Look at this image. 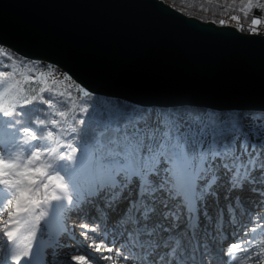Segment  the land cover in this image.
Masks as SVG:
<instances>
[{"label":"snow or ice","instance_id":"6c2138e0","mask_svg":"<svg viewBox=\"0 0 264 264\" xmlns=\"http://www.w3.org/2000/svg\"><path fill=\"white\" fill-rule=\"evenodd\" d=\"M247 3L264 8L260 0H247ZM224 23L220 21L221 25ZM259 23L256 18L251 20L253 26ZM251 32L255 34L257 28L253 27ZM0 75L7 76L8 73ZM84 96L92 97L93 93L84 91ZM54 99V96L33 97L32 100L24 98L11 112L0 110V119L8 118L5 127L29 149L26 157L18 158L9 151L10 142L0 134V186L12 197L6 204L10 208L3 232L7 241L11 243L14 239L15 232L7 229L14 213H28L50 201H63L64 196L56 195L57 190H67L60 172L64 171L71 177L76 171L74 165L87 164L94 177L92 190L83 198L67 197L65 215L70 219L75 213L87 221L79 225L80 234L86 239L101 240V243H92L89 247L108 255L101 258L72 256L69 264L112 260L113 254L124 264H129V261L132 264H217V255L222 257L225 253H218L213 245L219 242L217 234L222 233L229 222L225 220L223 208H218L217 217L209 213V198L219 204L216 185L224 179L222 172L229 185L227 212L233 220L238 211L246 213L242 199L246 184H259V194L264 197V179H258L256 175L264 176V117L251 119L252 126L245 127L239 116L226 118L207 112L189 113L184 117L180 114L159 116L154 124L142 115L126 114L115 122L113 131L116 135L107 145L97 141L95 151L85 148L84 155L80 156L77 153L81 149L70 142L59 147L46 143L54 136L57 123L54 119L48 120L45 114ZM30 104L36 105L32 111L41 115L30 118L26 123L29 113L25 108ZM39 105L46 108L41 109ZM120 120L134 123L122 127ZM46 129L45 136L41 133ZM41 157L49 159L42 164ZM133 183L136 185V198H127L125 214L112 224L111 232L107 227L106 214L105 218L93 220L86 212V206L96 200H102L105 208L118 207ZM50 187L53 188L51 193ZM13 204L14 209L11 208ZM191 205H194V211ZM52 206L60 207L59 204ZM259 206L264 209V200L259 202ZM44 215L40 212L37 219ZM201 216L207 224L213 225L214 230H203V235L197 238V232L202 230ZM255 219L264 220V213ZM89 224L94 226L89 227ZM66 227L74 232L76 225L66 224ZM117 229L123 231L118 232ZM241 231L244 236H249L256 229L244 231L241 226ZM233 236H236L235 232ZM121 242L131 251H126ZM237 248L255 264L264 261V248L256 253L248 243H232L227 255L231 256L232 250ZM138 251L139 256L136 255ZM250 251L252 254L249 255ZM10 259L13 264H20L21 260L31 264V253L28 250L13 253Z\"/></svg>","mask_w":264,"mask_h":264},{"label":"water","instance_id":"95a60500","mask_svg":"<svg viewBox=\"0 0 264 264\" xmlns=\"http://www.w3.org/2000/svg\"><path fill=\"white\" fill-rule=\"evenodd\" d=\"M0 46L141 110L264 112V34L163 0H0Z\"/></svg>","mask_w":264,"mask_h":264},{"label":"bare ground","instance_id":"6f19581e","mask_svg":"<svg viewBox=\"0 0 264 264\" xmlns=\"http://www.w3.org/2000/svg\"><path fill=\"white\" fill-rule=\"evenodd\" d=\"M2 89H3V84L0 83V94L2 92L1 91ZM6 97L7 96L1 98L2 100L1 102L3 103V105L1 103L0 110H2V108H4L5 106ZM155 115L159 116L157 111L151 112L146 117L150 124H154L153 120L156 121L157 118L155 117ZM0 133L3 134L4 138L8 134L11 135V139L6 140L10 142V144L8 145L9 151L12 152L13 155L17 156L18 158L23 159L22 158L23 155L18 154V152L14 151V149L18 147V144H20V141H21V145L26 146L23 144L22 140L16 141L17 137L15 139L14 134L10 130H0ZM65 138L66 137H62L61 142L53 139V142L50 144L52 147H59L60 145L65 144L66 141ZM25 139H27V137H25ZM46 143H48V140L46 141ZM92 144H94V142ZM95 148L96 147L93 148V151L95 150ZM53 155H55V153H53ZM48 159H49L48 157H41V163L43 164L47 162ZM74 167H76V171L72 174L71 177H69L64 171L60 172V175L64 178L62 183H65L67 185V190L61 192V195L65 197L63 201H50L49 204L43 205L42 207L36 208L28 213H18V214L14 213L13 217L11 218L12 223L7 225L8 230H13L15 232L13 242L11 243H9L7 241V238L3 236V232L5 230V221L9 219V217L7 216V212L10 210V208L6 207L7 200L12 199V197L10 193L4 191L3 187L0 186V195H2V198L0 200V217H2V219L0 218V256H2L1 257L2 259H7L6 263H9L11 261L10 254L17 252L18 245L23 243H27V245L23 246L24 249H22L21 252L28 250L31 253L32 260L36 261L39 258L45 260L47 259L48 264H69L71 257L77 256V254L85 255L86 258H91L95 256L92 252H94L95 254L98 253L95 251L94 248L89 247V245L92 243H101L102 241L94 240V239H86L84 236L80 234L81 231L78 230L80 224L76 223L79 221V218H81L80 216L73 213L72 217H74V220L72 221V218L69 219L65 215L64 206H66L68 203L67 197L71 196L73 197V199H75L77 196H80L81 198H83L85 194H87L92 190L94 177L90 172L88 165L85 164L78 167L74 165ZM49 174L55 175V173H49ZM221 175L224 176V179H222V181L216 185V190L219 193V204L217 205L216 203L213 202L211 198H209V213L213 217H217L218 208H223L225 209V220L228 221L229 223L225 224L222 233L217 234V239L222 241L227 236H232L234 232L236 233L241 230V226L244 223L249 222V224H251L250 227L254 225L253 227H255L256 230L259 229V227H261L262 230L261 231L257 230L254 235L253 233H251L249 236L243 235V238L245 240V244L248 243L252 245V251L259 253L261 249L264 248V220L256 219V222L258 221V223L253 222L255 221L253 220L254 217L251 219V221L249 220H250V214L253 215V212L256 209H260L262 213H264V209L254 207L256 205H259L260 201L264 200V197H261L259 194L261 191V186L259 184L254 185L251 183L245 185L242 193V199H243V207L246 210V213H241L238 211L233 220L231 215L227 212V207H226L228 204V200L226 199V197L229 192L227 177L223 172L221 173ZM256 175L258 179H264V176H259L258 173ZM73 180L75 181V184L78 187H74L75 185L72 183ZM135 189H136V185L135 183H133L130 190L124 193L125 200L119 203L118 207L105 208L104 202L102 200H96L93 204L87 205L85 210L90 217L95 219L97 217L105 218V214H106V219L108 221L107 227L109 230L108 225L112 224L113 222H116L119 217L124 216L125 209L127 208V198H131V197L132 199L136 198L132 196L133 191ZM52 190L53 188L50 187L49 192L51 193ZM42 193H43V189H41V194ZM234 195L235 193H233V196ZM37 198H42V196H38ZM60 202H63L62 204H60V207L52 206L59 204ZM14 207L15 205L13 204L11 208L14 209ZM102 210H104L103 215L101 213ZM40 212H44L45 215L37 219V217L40 215ZM200 222L202 225V230L197 232V238L203 235V230H214L213 225L205 224V220L203 216H201ZM181 223H183V221H181ZM66 224L67 225L75 224L76 225L75 231L73 232L69 230L66 227ZM216 227L218 228L219 225L217 224ZM250 227H247V225H243V229H245L244 231H250ZM63 228H65L64 231L62 230ZM117 231L119 232V229ZM29 233H31V235ZM239 234H243V232L240 231ZM18 236H20V239L18 238ZM64 237H67L68 241H60ZM16 238H18V241ZM29 245L31 246L30 248L28 247ZM46 246H48L51 249L48 250V255L52 253L54 254L52 257L46 258V255H44V248ZM70 246H72L71 249L73 250V254L70 253L69 259L66 260L62 258H56L59 255L58 253L63 254V252H59V250L68 251L70 250ZM125 246L127 247L128 245ZM213 247L214 248L216 247V243L213 245ZM87 250H91L92 252L89 253ZM252 251H250V254H252ZM74 252L77 254H74ZM104 255H108V254H104ZM230 257L232 258L231 260L230 259L224 260L223 256L221 258L217 257L218 258L217 264H255V261H250L249 259H247V255L245 253H235V251L232 250ZM112 259L116 261L115 264H124V261L120 260L116 256L115 257L112 256ZM72 264H75V262H72ZM90 264H97V263H95L94 260H90ZM107 264H111V263L107 262ZM261 264H264V261H262Z\"/></svg>","mask_w":264,"mask_h":264},{"label":"trees","instance_id":"16d2710c","mask_svg":"<svg viewBox=\"0 0 264 264\" xmlns=\"http://www.w3.org/2000/svg\"><path fill=\"white\" fill-rule=\"evenodd\" d=\"M172 3L180 4L182 6H189L200 13L197 15H191L198 17L201 20H210L211 18L206 15L205 13H212V14H219L222 16H228V13L232 17H239L245 19V21L251 22L253 18L258 19L260 22L264 24V8H260L255 6V4L249 5L247 0H167ZM261 3H264V0H260ZM227 11V12H226ZM188 14V15H189ZM213 19V18H212ZM244 21V20H243ZM216 24H220V21H216ZM224 25V24H223ZM243 26L237 27L239 30L244 32H251L246 25L242 24ZM252 28L257 26L250 25ZM250 27V28H251ZM248 29V30H247ZM259 28H257L256 33H262ZM50 64L40 60H30L24 58L17 53L13 52L12 50L0 46V70L5 69L10 74L16 73L25 67H29V73L32 77L30 82L24 87V98L32 100L33 97L44 96L48 98L49 96H54L55 99L50 107L45 105H39L38 107L41 109L46 108V115L47 119L51 120L53 106L63 110L68 111L72 105V84L70 78L67 76L63 77L62 79H58L55 82L45 81L43 83L39 82L36 78L38 77V73L42 70L48 71V66ZM86 97V96H85ZM98 97V96H96ZM23 98V99H24ZM106 103H100L99 105L90 104L85 105L83 99L78 101L77 104V113L71 122L73 127L74 133L76 135V139L83 143L91 144L97 138L101 141L107 140L109 138V129L108 133L101 134L102 136H97V131L95 129V125L97 122L103 119H110L112 122H116L117 119L124 115H130L132 112V108L134 105L118 100L115 98H106ZM37 107L36 105L30 104L27 105L25 110L28 111L29 115L25 118V122L27 123L30 118L36 117L37 115H41L35 111H32ZM139 108V107H138ZM195 110V108H193ZM141 109L139 108V111ZM174 109H164L163 111L166 113L167 111H174ZM190 110V108H189ZM192 110V109H191ZM248 111H244L246 113ZM221 113V112H220ZM219 113V115H220ZM230 117L228 118H235L237 116H241L242 112L240 113H228ZM253 117H264V112H254ZM120 121H127V120H120Z\"/></svg>","mask_w":264,"mask_h":264},{"label":"rangeland","instance_id":"374dc122","mask_svg":"<svg viewBox=\"0 0 264 264\" xmlns=\"http://www.w3.org/2000/svg\"><path fill=\"white\" fill-rule=\"evenodd\" d=\"M163 1H165L166 3L172 5L174 8H176L179 11L185 13L186 15H188L189 13L191 15H197V14L200 13L198 10H196V9H194L192 7H189V6H182L180 4L172 3V2H169L167 0H163ZM205 14L208 15L211 18L210 20H212V21H214V19H216V21L223 20L225 22L224 24H229V25H232V26H235V27L243 26L242 24H244L249 29H252V27L250 26V25H252L251 22L247 23L245 21V19L239 18V17L237 19H232V16H230L228 13H226V15H228V16H222V15H219V14H212V13H205ZM260 24H262V26H263L262 29H260V26H259ZM259 25H257V28H259L260 31L263 30V32L261 34H264V24L262 22H260ZM4 72L8 73V75L7 76L0 75V83L3 84V89L1 90L2 92L0 94V106H1V103H2L1 102L2 101L1 98H4L5 96H7L6 99H5V106H4V108H2V110H7V111L11 112L15 106H18L19 104H21L23 102L24 87L27 84V82H30L32 80V77L30 76L29 67L28 66L25 67L24 69L16 72V73H12V74L7 72V70H5V69L0 70V73H4ZM65 76H67V75L65 74L64 71H62L57 66H54V65L50 64L48 66V71L47 70L40 71L38 73V77L36 79L39 82H41V83H43L45 81L55 82L56 80L62 79ZM67 78H70V77L67 76ZM71 81L73 82V84H72V89H73V91H72V99H73L72 105H71L70 109L67 112L63 111V110H61V109H59V108H57L55 106H53L51 120L54 119V120L57 121V123L54 126V129H55L54 136L52 138L48 139V144L52 143L53 139L61 142L62 137H66L65 140L67 141V143L70 142V143L73 144V146L81 149V151H79L77 153V155L82 156L84 154L83 149L87 148L90 151H93V148L96 147V145H97V141H99L102 144H106L107 145L108 142L112 139V137H114L116 135V133L113 131V128L115 127V122L110 121V119H103V120H101V121L96 123L95 129L98 130L97 131V136H99V137L102 136L101 134H104V133L107 134L109 131H111V132L108 133L109 134L108 135L109 138L107 140L101 141V140H99L97 138L94 141V144H92V145L87 144V143H83L81 141H78L76 139V135H75L73 127L71 125V122L73 121V118H74V116L77 113L78 101L83 99L84 102H86L85 105H90V104L99 105L100 103H106L107 102L106 100H108L106 98H112V97H107V96H102V95H94V94H93L92 97H85L84 96V91H86V90H84L74 80L71 79ZM96 96H98V97H96ZM118 100H122V99H118ZM122 101H124V100H122ZM2 105H3V103H2ZM189 108H190V110H189ZM193 108L194 107H189V106L175 107L174 111H167L165 113L163 110L161 111V109L159 110V109L153 108V107L152 108H144V109L139 111L138 106H133L131 114L135 113L138 116L142 115L144 117H147L151 112H156L155 110H157L159 116L167 117L169 114H180L182 117H184V116H187L189 113H205V112H207L209 114H215L216 116H223V117L228 118V117H230V115L228 113H233V112H230V111H217V112H215L214 110L203 109V108H196L194 110ZM220 112H223V113H221L219 115ZM254 112H257V111H248L246 113H244V111H242V114H241L240 118L244 121L245 127H251L252 126L250 121H251V119L256 118V117H253L254 116ZM258 112H260V111H258ZM159 116L155 115L156 118H158ZM7 120H8L7 117H5L3 119H0V130H8L5 127V122ZM153 122L155 123V120H153ZM133 123H134V121H132V122L120 121V124H121L122 127L126 126V125L130 126ZM109 125H112L113 127L110 128ZM109 129H111V130H109ZM41 134L46 136L47 135V129L44 130V132L41 133ZM8 139H11V135L10 134L5 136V140H8ZM15 139H16V137H15ZM16 141H19V139L17 138ZM66 141H65V143H66ZM31 143L35 144L36 141H31ZM14 151L18 152V154L23 155L22 158L26 157V155L29 154V149H28L27 145L26 146L21 145V141H20V144H18V147H16L14 149ZM56 195H61V192L57 190L56 191ZM1 198H2V195H0V200H1ZM62 203L63 202H60L59 205L62 204ZM254 207L260 208L259 205H256ZM259 213H262V211L260 209H256L253 212V215L250 214V216H251V218H253V217L255 218V216H257ZM0 218L2 219V217H0ZM70 218H72V221L74 220V217H72V215H71ZM86 222L87 221H85V220H80L78 222V224H82V223H86ZM246 224L247 223H245L244 225H246ZM248 225H249V227L251 226V224H248ZM92 226H94V225L93 224H89V227H92ZM108 226H109V232H111L112 231V227H111L112 225L110 224ZM253 226L254 225H252V227H250V228H254ZM78 230L82 231L80 227H78ZM227 239H229V238H227ZM237 240L241 243V245H244L245 241H244V238H243L242 235H240L237 238ZM60 241H68V239L64 237ZM233 241L235 242V240H233ZM226 245L227 244H225V241L222 242V243H216V249L218 248V250H219L220 246H222L224 248V250L220 249L219 251L225 253V255H224L225 258L228 257L227 253L225 252V249H227ZM70 247H72V246H70ZM45 249H46V253H47L49 248H45ZM233 250H236V252L243 253L240 248L233 249ZM76 251H78V250H76ZM87 251L92 252L91 250H87ZM92 253L95 255L94 257H97V258H101L102 255L107 254V253H102V252H98L97 254H95L94 252H92ZM74 254H77V253H74ZM248 254H250V252ZM58 257L62 258V259H66V260L69 259V256L64 255V254H62L61 256H58ZM94 261L97 264H101V263L102 264H107V262H112V260H103V259L94 260ZM129 264H132V262L129 261Z\"/></svg>","mask_w":264,"mask_h":264},{"label":"built area","instance_id":"2783aa9c","mask_svg":"<svg viewBox=\"0 0 264 264\" xmlns=\"http://www.w3.org/2000/svg\"><path fill=\"white\" fill-rule=\"evenodd\" d=\"M259 26H260V29H262V27H263L262 24H260Z\"/></svg>","mask_w":264,"mask_h":264}]
</instances>
